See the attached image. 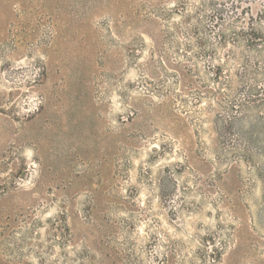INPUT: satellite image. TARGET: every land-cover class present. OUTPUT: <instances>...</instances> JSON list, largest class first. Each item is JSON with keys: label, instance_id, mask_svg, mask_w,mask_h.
Wrapping results in <instances>:
<instances>
[{"label": "rangeland", "instance_id": "1", "mask_svg": "<svg viewBox=\"0 0 264 264\" xmlns=\"http://www.w3.org/2000/svg\"><path fill=\"white\" fill-rule=\"evenodd\" d=\"M0 264H264V0H0Z\"/></svg>", "mask_w": 264, "mask_h": 264}]
</instances>
